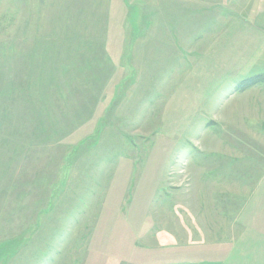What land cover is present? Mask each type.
I'll return each instance as SVG.
<instances>
[{"label":"rangeland","instance_id":"rangeland-1","mask_svg":"<svg viewBox=\"0 0 264 264\" xmlns=\"http://www.w3.org/2000/svg\"><path fill=\"white\" fill-rule=\"evenodd\" d=\"M0 264H264V0H0Z\"/></svg>","mask_w":264,"mask_h":264}]
</instances>
